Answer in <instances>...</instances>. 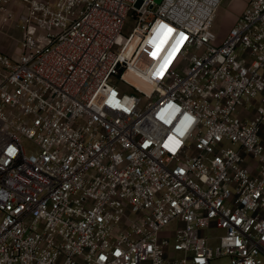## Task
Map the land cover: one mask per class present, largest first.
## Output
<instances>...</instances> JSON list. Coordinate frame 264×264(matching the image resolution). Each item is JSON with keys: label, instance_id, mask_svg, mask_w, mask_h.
Here are the masks:
<instances>
[{"label": "built area", "instance_id": "2783aa9c", "mask_svg": "<svg viewBox=\"0 0 264 264\" xmlns=\"http://www.w3.org/2000/svg\"><path fill=\"white\" fill-rule=\"evenodd\" d=\"M222 2L0 0V264H263L264 0Z\"/></svg>", "mask_w": 264, "mask_h": 264}, {"label": "rangeland", "instance_id": "374dc122", "mask_svg": "<svg viewBox=\"0 0 264 264\" xmlns=\"http://www.w3.org/2000/svg\"><path fill=\"white\" fill-rule=\"evenodd\" d=\"M163 0H154L156 4H161ZM245 0H223L221 3L217 17L214 23V31L218 36L219 40H222L230 28L235 24L236 20L239 18L243 9ZM134 26V20L132 17H129L126 21V24L123 28L122 34L123 36H128ZM22 41V33L18 26H16L13 22H5L3 19V15L0 14V52L8 54L11 56V60L13 63H16V60L19 57L21 51V42ZM134 46L129 45L126 50V55L130 56L134 50ZM141 61L138 65V70L136 72H129L126 74V79L132 84L138 86L141 90L150 92L153 88V84L155 80H158L162 74L163 67L166 66V62L164 59L161 61L158 57H155V53L151 51V49L144 51ZM158 64L160 70L154 72L151 76L147 75L148 69L150 65ZM118 79L112 78L111 83L117 84ZM122 87L128 89L125 84H122ZM24 146L26 148L27 153H31L33 150V145L30 141L24 140ZM175 227V224L171 225L170 228ZM215 244H212L214 247ZM261 259L264 264V256H261ZM212 264H230V259L227 257L216 258L212 261Z\"/></svg>", "mask_w": 264, "mask_h": 264}, {"label": "crops", "instance_id": "0c3cea01", "mask_svg": "<svg viewBox=\"0 0 264 264\" xmlns=\"http://www.w3.org/2000/svg\"><path fill=\"white\" fill-rule=\"evenodd\" d=\"M248 2H249V0H245V2H244L245 7L247 6ZM243 10H244V9H243ZM236 21H237V20H236ZM128 74H129V72H128Z\"/></svg>", "mask_w": 264, "mask_h": 264}, {"label": "bare ground", "instance_id": "6f19581e", "mask_svg": "<svg viewBox=\"0 0 264 264\" xmlns=\"http://www.w3.org/2000/svg\"><path fill=\"white\" fill-rule=\"evenodd\" d=\"M130 45H132V46H134V47H135V45H136V44H135V43H132V44H130Z\"/></svg>", "mask_w": 264, "mask_h": 264}]
</instances>
